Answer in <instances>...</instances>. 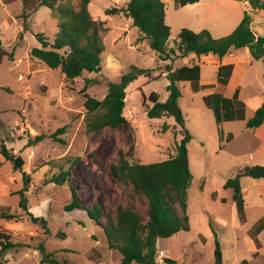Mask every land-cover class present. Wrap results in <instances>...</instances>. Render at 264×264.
I'll return each instance as SVG.
<instances>
[{"label": "rangeland", "instance_id": "374dc122", "mask_svg": "<svg viewBox=\"0 0 264 264\" xmlns=\"http://www.w3.org/2000/svg\"><path fill=\"white\" fill-rule=\"evenodd\" d=\"M127 1L90 0L91 16L104 21L107 27L101 68L68 80L59 68L51 69L31 55L32 48L41 46L37 34L53 42L59 21L56 13L40 6L25 18L21 15L22 0H0V143L4 141L24 159L22 170L30 176L27 211L46 219L45 229L19 208L22 175L0 153V230L17 243L5 254L0 253V264H41L40 242L46 252H55L69 264H121V254L108 248L104 232L88 220L85 210H63L69 199L67 187L44 181L72 165L82 203L114 205V183L107 163L115 159L118 148L131 159L151 163L172 156L181 139V128L173 117L149 118L146 114L152 105L147 98L151 92L157 93L161 102L168 97L166 64L175 69L196 63L203 77L213 75V64L191 55L160 60L131 18L105 14L106 8ZM163 2L165 22L170 26L167 48L175 47L182 28L206 29L219 38L230 34L240 22L241 6L251 12L249 3L239 0H200L178 8L174 0ZM262 21L259 14L253 13L251 28L264 36ZM236 53L244 50L239 48ZM251 61L258 72L264 67L263 62ZM134 67L148 69L151 77L137 74L128 82L123 107L126 122L114 131L105 128L87 133L83 93L102 99L107 83L118 81ZM193 83H176L181 92L178 105L184 126L192 135L187 144L192 175L187 191L190 229L157 239L156 251L165 255H156V264H171L167 259L175 260V264H214L215 239L222 264H264V208L259 195V183L264 180L240 178L245 201V222H241L232 192L223 184L238 169L252 165L253 158L246 151L234 153L220 147L214 114L205 105L202 92L192 89ZM244 92L254 95L260 91L253 86ZM246 114L252 116L248 107ZM63 126L65 132L57 137L64 143L50 137ZM223 130L239 133L240 122L225 123ZM41 134L47 137L29 144V138Z\"/></svg>", "mask_w": 264, "mask_h": 264}, {"label": "trees", "instance_id": "16d2710c", "mask_svg": "<svg viewBox=\"0 0 264 264\" xmlns=\"http://www.w3.org/2000/svg\"><path fill=\"white\" fill-rule=\"evenodd\" d=\"M199 0H174L175 7L194 4ZM247 1L251 12L264 10V0ZM22 16L29 17L40 6L51 9L59 18L53 42L44 34H37L40 47L32 48L31 55L42 61L51 69L59 68L68 80H73L83 72H98L101 68V54L104 51L103 33L107 27L102 20H96L89 11L90 0H22ZM251 12L244 11L240 22L233 31L225 36L214 38L208 30L193 31L182 28L178 33L175 47L167 48L170 26L165 22V4L163 0H128L122 6L105 9V14H125L136 26L160 60L173 61L177 57L194 54L196 57L215 55L222 58L232 49L247 47L254 59L264 62V36L255 35L251 29ZM166 77L169 92L165 101H159L158 94L151 92L147 97L152 102L147 107L149 118L173 117L181 128V139L176 142L174 154L169 158L151 163H143L131 159L122 148L116 150V157L109 161L108 169L114 183L115 204L104 206L98 201L91 205L82 203L79 190L72 177V165L51 175L45 184L65 185L69 194L68 201L63 205L64 211L85 210L93 224L104 232L108 248L121 254V264H156V242L158 238H168L180 231H188L190 224L187 216V191L192 175L189 170L187 144L192 135L184 126V116L178 105L181 92L177 82H197L200 79V65L193 63L172 69L166 64ZM232 71V64L221 65L217 70V80L225 85ZM137 74H145L149 78L148 69L134 67L120 76L115 82L107 83V92L102 99H96L83 93L87 133L101 129L116 130L126 122L123 116L125 88ZM264 79V73L262 75ZM84 92V91H83ZM205 105L212 110L216 128L223 148L224 121L233 120V104L231 99L220 93H211L203 97ZM146 105V104H145ZM264 122V101L246 121L248 128H256ZM66 127L58 128L50 135L56 141L64 143L57 137L63 134ZM47 135H35L28 139L35 144ZM0 153L8 160L14 170H18L23 179V187L18 191V206L26 211L33 222H40L46 229V219L36 217L27 211V196L30 176L22 170L24 159L20 154L7 148L4 141L0 143ZM264 180V165L252 164L238 169L233 177H229L223 188L230 189L241 222H245V201L242 194L240 178ZM119 191V193H118ZM62 236H65L62 233ZM258 246L259 242L254 239ZM17 243L10 235L0 230V253L16 247ZM41 253V264H69L60 259L55 252H46L43 243L38 244ZM214 264H222L219 242L215 239ZM171 264L175 260L167 259Z\"/></svg>", "mask_w": 264, "mask_h": 264}, {"label": "crops", "instance_id": "0c3cea01", "mask_svg": "<svg viewBox=\"0 0 264 264\" xmlns=\"http://www.w3.org/2000/svg\"><path fill=\"white\" fill-rule=\"evenodd\" d=\"M199 2L200 0L196 3ZM241 9H243V12L246 11L243 6H241ZM253 13L259 14L261 18L264 19V10H256L251 13V23ZM262 23L264 24V21H262ZM252 31L255 35H260V32L253 29ZM242 49L244 53L238 54L236 53L238 49H232L222 58H218L212 54L198 58L194 54H189L188 56L191 55L193 58L196 57L199 61H205L214 66L213 75L207 77H203L200 67V79L193 83L194 85L192 84V89L194 91H201L203 97L216 92L231 99L234 119L224 121L222 128L225 123L240 122V131L239 133H235L223 130L225 137L223 148H230L234 153H237V151H246L249 156L253 158L252 164L264 165V122L260 126L252 129L246 126V121L251 117L246 114L247 107L252 111L251 115H253L254 111L264 101V82L261 81L264 80L262 77L264 67L258 72L257 67L253 65L251 60L257 62L263 61L261 59H254L247 47H243ZM227 64H232V71L226 84L223 85L217 80V70L219 66ZM253 86H256L257 90L260 92H256L254 95H249L247 92H244V89ZM259 195L264 208V181L259 183ZM88 220L91 222L89 218Z\"/></svg>", "mask_w": 264, "mask_h": 264}, {"label": "built area", "instance_id": "2783aa9c", "mask_svg": "<svg viewBox=\"0 0 264 264\" xmlns=\"http://www.w3.org/2000/svg\"><path fill=\"white\" fill-rule=\"evenodd\" d=\"M164 255L165 254L162 251H159L158 254H157L158 258L163 257Z\"/></svg>", "mask_w": 264, "mask_h": 264}]
</instances>
